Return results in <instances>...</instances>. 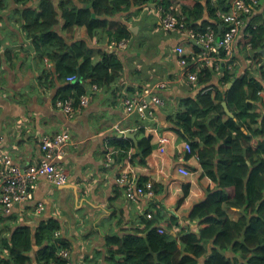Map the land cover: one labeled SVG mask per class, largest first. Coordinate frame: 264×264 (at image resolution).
Returning <instances> with one entry per match:
<instances>
[{"label": "crops", "instance_id": "0c3cea01", "mask_svg": "<svg viewBox=\"0 0 264 264\" xmlns=\"http://www.w3.org/2000/svg\"><path fill=\"white\" fill-rule=\"evenodd\" d=\"M40 1L0 0V156L8 155L19 168H26L41 160L42 137L65 132L72 142L64 147L61 160L67 182L63 186H54L43 179L38 180L31 201L15 205L6 218L0 215V242L9 241L11 231L17 227H28L34 233L41 223L54 220L61 232L56 240L69 249L73 264H108L107 238L123 240L133 235L145 240L150 230L147 227L150 220L146 216L151 213L154 218L158 210L162 214L159 224L165 228L171 216L185 224L191 208L202 201L208 191L220 189L214 170L212 174L205 173L200 160L187 157L181 136L169 129V120L183 108L181 101L194 100L202 88L185 83L176 61L178 46H183L190 63L195 55H199L200 44L189 36L199 30L187 29L185 33H178L159 27L155 7L158 4L169 6L168 0H151L141 9L122 6L115 15L105 18L107 26L92 36L91 44L86 48L92 64L98 62L103 53L117 56L123 66L121 75L112 83L98 87L100 90L92 93L91 104L75 111L69 118L56 109L55 101L63 95L61 89L70 82L59 80L52 57L42 54L45 51L54 56L64 49L34 39L36 37L27 30L24 12L31 11L35 16ZM52 1L57 6L60 2H65V6L68 3L69 9L81 6L77 0ZM260 1L252 14L257 16L256 22H260L258 16L263 11L264 0ZM214 20L218 22L214 30L219 33L223 27L219 20ZM63 25L62 18H58L55 32L66 41L67 47L85 39V28L72 36L75 31L66 32ZM124 31L129 35L128 46L117 48L115 38ZM241 36L237 37L231 53L234 77L245 74L247 80L259 82L260 63L256 64V58L254 63L247 47L242 48ZM219 77L223 76L214 74L212 84L218 90H224L217 82ZM159 83H164L165 88L153 92L163 104L150 103L155 113L153 120L143 121L137 114L125 113L123 100L126 96H139ZM81 85L85 94L92 92L88 81ZM231 86L229 83L227 89ZM210 92L214 97L215 89ZM256 103L254 110L264 114L262 102ZM222 106L226 118L233 116L225 102ZM140 128L144 130V137H151L153 145L145 159L137 150ZM132 134L134 138L130 137ZM161 135L172 139V144L162 152L156 145ZM122 138L130 140L134 147L119 160V153L115 154L110 145ZM182 165L192 172L191 176L180 175L178 167ZM123 173H130L136 182L151 180L156 187L154 197L128 200L124 189L115 183ZM227 192L233 195L232 190ZM180 199L183 202L178 205ZM39 204L43 208L38 212ZM223 209L234 222L243 215L242 210L225 203ZM193 227L196 230L197 227ZM170 234L182 250L184 245L179 242L176 230ZM167 241H171V237H167ZM37 252L34 246L30 264H38ZM4 254L7 255L6 250L0 249V261Z\"/></svg>", "mask_w": 264, "mask_h": 264}, {"label": "trees", "instance_id": "16d2710c", "mask_svg": "<svg viewBox=\"0 0 264 264\" xmlns=\"http://www.w3.org/2000/svg\"><path fill=\"white\" fill-rule=\"evenodd\" d=\"M77 1L81 6L69 9L65 2L57 6L52 0H41L35 16L31 11L24 12L28 20L27 30L36 37L34 39L64 49L54 56L45 54V51L42 54L52 57L59 80L64 81L69 76L79 78L65 83L61 89L63 95L59 97L63 100L73 96L76 104L85 94L81 83L88 81L91 86L103 87L119 78L123 69L118 57L112 53H103L100 60L92 64L86 49L92 36L105 28L108 24L105 18L115 15L122 6L141 9L151 0ZM179 1L184 5L181 9L186 15L187 29L202 31L207 26L216 28V10L210 0ZM224 1L227 0H218L217 3L221 5ZM262 10L258 16L260 22L255 21L257 16L248 19L240 41L242 48L251 45L258 60L256 64L260 63V67L264 66V5ZM58 18L64 21V31H75L72 36H77L79 30L85 28V39L67 47L66 41L55 32ZM128 36L124 31L115 39L119 42ZM221 56L225 53L221 52ZM226 72L224 69L220 72L223 77H219L217 82L224 90H218L212 84L213 72L210 69L202 71L195 84L202 87L198 97L182 100V110L169 120V129L190 143L191 154L198 156L204 172L212 174L214 170L220 189L208 191L206 197L191 208L187 223L182 224L176 216H171L166 221L168 225L163 235L157 232L162 219L158 210L156 216L147 222L150 230L145 240L133 235L123 240L107 238L108 264H264V114L254 110L262 87L258 82L247 80L245 74L234 77L235 71ZM229 83L232 86L227 89ZM212 87L216 91L214 97L210 92ZM223 102L233 117L226 118ZM137 137L138 153L145 159L153 149L151 137H144L142 128L137 131ZM110 147L115 154L119 153L118 159L121 160L134 145L122 138L112 142ZM144 182L146 180L137 181V184ZM228 189L233 195L228 194ZM187 193L185 189L184 195ZM182 202L180 199L178 205ZM224 203L242 210V217L236 222L231 221L223 209ZM193 226L197 227L196 230L192 229ZM59 229L58 222L54 220L41 223L34 233L28 227L13 229L9 241L0 242V249L4 248L7 254L0 264H30V252L34 246L38 249L35 257L38 264H64L55 256L57 240L53 234ZM175 230L179 242L184 245L182 250L177 239L170 234ZM167 237H171V241H167ZM62 246L66 247L63 243Z\"/></svg>", "mask_w": 264, "mask_h": 264}, {"label": "built area", "instance_id": "2783aa9c", "mask_svg": "<svg viewBox=\"0 0 264 264\" xmlns=\"http://www.w3.org/2000/svg\"><path fill=\"white\" fill-rule=\"evenodd\" d=\"M218 0H210V4L215 8V17L221 23L223 30L219 33L212 27L207 26L202 31L189 34L191 39H194L200 44L201 51L199 55H195L193 63L188 61V57L184 53L183 46L177 48V63L180 66L181 74L186 79V84L194 85L198 81V77L205 69H210L215 75H220L222 69L233 72L234 61L231 59V53L234 48V43L237 37L242 34V29L247 25L248 19L254 13L255 8L260 5V0H227L223 5H218ZM169 6L158 4L155 7L159 15V27L164 31H173L178 33L187 32L186 15L181 7L184 5L179 0H168ZM256 26V24H255ZM188 36V35H187ZM128 46L127 39H123L117 43V48H125ZM247 50L252 53L255 63L254 51L251 45H247ZM221 52L225 56H221ZM209 66V68L207 67ZM223 66V67H222ZM261 90L258 92L259 101L264 103V66L259 67ZM262 68V69H261ZM78 77L69 76L67 82H75ZM156 88H147L139 96H126L123 100L124 111L128 115L137 114L141 120H153L155 113L153 112L150 103L162 105L163 101L155 95L154 89H164V83L155 85ZM92 92L81 95L77 104L73 98L58 99L55 101V107L64 116L73 117L75 111L88 107L93 99L92 93L100 90L97 85L90 87ZM72 144L69 135L65 132L57 133L52 136L42 137L41 140V160L26 168H19L12 162L8 155L0 156V215L2 217L9 216L15 205H23L33 199L34 189L38 180L43 179L48 184L54 186H63L67 182L65 168L61 164L64 155V147ZM172 144V139L163 135L159 136L156 143L157 150L165 151ZM183 150L186 155H190L195 160H198L196 154H191L190 143L183 141ZM178 172L182 177H189L192 172L185 166L178 167ZM116 185L123 188L125 196L130 201L149 200L154 197L155 189L151 180H146L142 185H138L135 178L130 173H123L115 179ZM42 205L37 206V211L42 210ZM147 219H152L153 215L147 214ZM157 232L161 235L165 234V226L159 224ZM61 232L55 231L54 239H59ZM55 256L64 262V264H73L70 258V251L67 247L62 246V243L56 241ZM50 264H53L50 263Z\"/></svg>", "mask_w": 264, "mask_h": 264}, {"label": "water", "instance_id": "95a60500", "mask_svg": "<svg viewBox=\"0 0 264 264\" xmlns=\"http://www.w3.org/2000/svg\"><path fill=\"white\" fill-rule=\"evenodd\" d=\"M262 54H264V49L262 50ZM79 79V78H78ZM232 83V82H231ZM231 117H233V116H231ZM130 137L131 138H134V135L132 134V135H130Z\"/></svg>", "mask_w": 264, "mask_h": 264}]
</instances>
